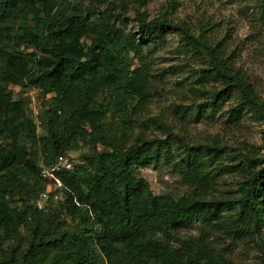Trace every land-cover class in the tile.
<instances>
[{"label": "trees", "instance_id": "16d2710c", "mask_svg": "<svg viewBox=\"0 0 264 264\" xmlns=\"http://www.w3.org/2000/svg\"><path fill=\"white\" fill-rule=\"evenodd\" d=\"M99 1L83 15L69 0H0V140L6 143L0 144V247L11 246L0 264H238L213 247L208 235L252 226L264 231V158L245 156L236 216L226 220L221 202L195 200L210 190L209 168L220 160V149L196 146L174 163L188 195H154L138 168L161 156L170 160L167 148L136 142L118 149L102 123L107 114L131 123L132 103L144 96L149 73L145 62L134 69L133 61H141L143 46H155L167 31L206 58L204 73L222 82L211 94L213 104L240 93L234 120L247 106L264 121V101L221 44L199 42L188 27L165 17L147 21L135 10V34L110 25L106 15L95 30L90 17L109 4ZM23 81L43 96L41 132L27 98L14 100L8 90ZM78 152L74 169L57 174L63 203L52 207L50 194L38 209L46 182L39 177L40 163L53 165L59 156ZM62 214L69 223L60 221ZM199 220L204 225L197 237H179Z\"/></svg>", "mask_w": 264, "mask_h": 264}, {"label": "rangeland", "instance_id": "374dc122", "mask_svg": "<svg viewBox=\"0 0 264 264\" xmlns=\"http://www.w3.org/2000/svg\"><path fill=\"white\" fill-rule=\"evenodd\" d=\"M83 15L94 9L99 0H69ZM90 17L92 28L97 30L101 18L108 15L109 24L128 33H137L135 10L145 14L146 20L165 17L177 26L188 27L199 42L221 44L232 62L240 68L243 77L264 101V16L263 0H108ZM37 6L42 9L38 3ZM107 10L111 12H107ZM110 15V16H109ZM24 17V13H23ZM31 14H26L29 20ZM24 20V19H23ZM93 33L89 34L90 39ZM89 38L86 42H89ZM142 60L134 59L132 67L145 62L149 73L143 83V97H137L131 107V123L124 125L109 114L102 123L104 134L116 138L118 149L132 143L146 142L157 146L160 142L171 154V159L159 158L148 167H139L138 175L146 181L154 195L171 194L182 197L190 192L174 163L191 153L196 146L220 149V160L209 168L210 190L200 203L221 202L218 209L224 219L235 217L240 184L244 181L241 168L245 156L264 158V121L247 106L234 120L233 109L241 103L240 93L218 105L212 103L211 94L222 87L212 73H204L207 60L190 50L174 31H167L157 44L143 46ZM28 85L22 82L10 85L14 100L24 97ZM33 87V86H31ZM35 88V87H34ZM41 94V91L39 90ZM48 97V95L46 96ZM0 144L5 142L0 140ZM78 163V153H68ZM263 163V162H260ZM261 165H264L261 164ZM52 194V207L63 203L64 189L45 182V191ZM18 198V197H17ZM46 205V204H45ZM69 223L63 214L60 221ZM201 220L180 230L179 237H197ZM230 230L209 232L213 247L238 264H264V231L252 226L241 233ZM26 233L24 232V237ZM21 248L25 244H20ZM11 246L0 247V261ZM105 264V262H104Z\"/></svg>", "mask_w": 264, "mask_h": 264}, {"label": "built area", "instance_id": "2783aa9c", "mask_svg": "<svg viewBox=\"0 0 264 264\" xmlns=\"http://www.w3.org/2000/svg\"><path fill=\"white\" fill-rule=\"evenodd\" d=\"M24 97L27 98V106L32 114L37 132H41L44 120L42 115L43 99L39 93V90L34 87L28 86L24 89ZM76 164L77 163L71 160L70 156L64 155L59 156L56 163L53 165H45L43 162H41L39 165V177L41 180H44L46 182H52L59 189L61 187V182L57 175L58 172L60 170L72 171ZM47 199L48 195L45 192H42L39 195L38 200L36 201V207L38 209H43Z\"/></svg>", "mask_w": 264, "mask_h": 264}]
</instances>
